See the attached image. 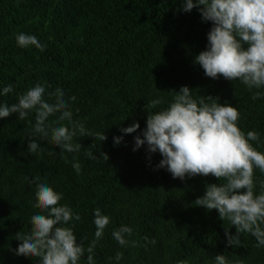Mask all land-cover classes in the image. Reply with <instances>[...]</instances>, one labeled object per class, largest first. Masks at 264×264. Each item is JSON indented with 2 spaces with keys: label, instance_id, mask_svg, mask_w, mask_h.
Listing matches in <instances>:
<instances>
[{
  "label": "trees",
  "instance_id": "trees-1",
  "mask_svg": "<svg viewBox=\"0 0 264 264\" xmlns=\"http://www.w3.org/2000/svg\"><path fill=\"white\" fill-rule=\"evenodd\" d=\"M211 27L196 8L183 12L182 0H0V87H14L0 102L16 103L37 83L47 92L62 87L66 98L75 97L73 121L107 137L78 135L74 142L82 148L69 153L57 147L51 132L47 138L32 135L34 111L25 120L16 113L0 119V264H39V258L17 256L14 250L17 234L30 232L31 216L40 211L35 182L45 177L63 193L60 203L81 217L74 222L77 242L85 247L81 264H87L86 249L94 239L96 208L111 222L94 250L95 264H215L216 255H225L230 264H264V248L256 247L250 233L240 234V245L229 246L225 230L235 236V227L216 210L195 204L206 185H219L223 178L173 179L166 169H156L162 159L158 152L148 153L146 145L133 151L148 114L167 107L170 92L187 86L195 98L237 107L238 127L258 132L259 141L251 143L264 152V97L253 99L264 88L249 90L222 76L214 80L194 62ZM21 32L35 35L46 49L20 48L16 35ZM157 97L164 103L153 109L150 102ZM133 122L140 125L136 133H121ZM120 136L115 145L113 137ZM29 139L43 151H28ZM73 162L81 164L79 175ZM254 183L259 194L264 184L259 169ZM121 225L133 228L129 239L135 246L121 247L114 240L111 233ZM144 237L156 244L145 247ZM117 253L122 254L118 262Z\"/></svg>",
  "mask_w": 264,
  "mask_h": 264
},
{
  "label": "clouds",
  "instance_id": "clouds-1",
  "mask_svg": "<svg viewBox=\"0 0 264 264\" xmlns=\"http://www.w3.org/2000/svg\"><path fill=\"white\" fill-rule=\"evenodd\" d=\"M196 8L203 22H211L207 33V45L204 51L195 57V63L204 71L205 76L226 80H239L249 90L264 88V0H182L185 13ZM20 48L34 46L43 52L46 45L35 35L23 32L16 35ZM12 84L0 87V96L12 94ZM159 92V91H158ZM193 91L182 86L179 92H170L172 100L167 107L148 114L146 127L134 137L133 151L147 146L150 154L159 153L162 159L156 169H166L173 177L184 180L197 175L211 174L224 182L206 185L203 196L195 204L206 210H216L219 218L227 220L235 227L236 235L225 230L228 245H240V234L250 233L257 241L256 247L264 248V184L259 194L254 191V169L264 173V152L257 151L251 142H258L260 134L256 131L245 133L238 127L240 112L228 103L220 104L211 97L195 98ZM54 98V102L48 99ZM264 97V92L257 91L253 99ZM66 98V90L58 87L47 92L46 86L37 83L18 96L16 103L0 102V119L18 114V119L25 120L34 111L35 123L32 135L51 139L58 148L75 153L81 150V144L74 142L79 136H89L105 141L103 133H92L82 123L73 121L71 101ZM207 101H214L208 103ZM164 103L161 97L150 102L153 109ZM59 113L56 120L49 118ZM67 121L69 126L61 123ZM139 123L121 128L123 134L136 133ZM143 137V138H141ZM123 136L113 137L115 145L121 144ZM28 151H43L35 139H29ZM95 160L93 152L87 153ZM105 161L108 159L103 155ZM149 159L151 157L149 156ZM72 168L80 174L81 164L73 162ZM35 207L40 211L31 216V230L26 235L17 234L20 243L14 250L17 256L25 255L39 258V264H81L85 254L83 243H78L74 234V222L81 219L78 213L60 201L63 193L54 190L47 178L35 182ZM111 217L101 209L93 210L92 223L95 226L94 239L86 251L87 264H95L94 250L103 239L105 229ZM114 240L127 247L133 228L121 225L111 233ZM145 247L155 245V239L144 237ZM122 254L117 253L118 262ZM215 264H230L225 255H216ZM179 264H186L180 261Z\"/></svg>",
  "mask_w": 264,
  "mask_h": 264
}]
</instances>
